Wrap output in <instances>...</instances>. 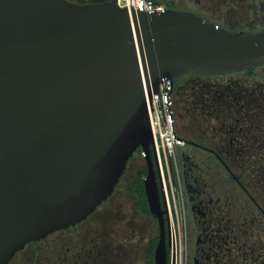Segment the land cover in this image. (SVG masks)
Instances as JSON below:
<instances>
[{
    "label": "water",
    "instance_id": "1",
    "mask_svg": "<svg viewBox=\"0 0 264 264\" xmlns=\"http://www.w3.org/2000/svg\"><path fill=\"white\" fill-rule=\"evenodd\" d=\"M262 63L264 24L235 30L185 9L129 12L116 0H0V264L84 219L138 147L159 226L154 264H166L146 96L163 78Z\"/></svg>",
    "mask_w": 264,
    "mask_h": 264
},
{
    "label": "flooded vegetation",
    "instance_id": "2",
    "mask_svg": "<svg viewBox=\"0 0 264 264\" xmlns=\"http://www.w3.org/2000/svg\"><path fill=\"white\" fill-rule=\"evenodd\" d=\"M189 1L194 6L184 0H161L164 8L190 10L235 30L264 24V0ZM222 106L226 113L213 116L208 127L216 146L180 135L186 147L181 171L184 196L186 192L197 226L192 264H264V200L250 193L217 157L233 140V152L244 151L247 132L243 130L241 98L228 93ZM257 135L251 134L254 139ZM129 163L112 193L84 219L28 241L6 264H154L158 221L124 192L136 173ZM121 232L122 244L118 242ZM164 239L166 264H179L177 237L168 222ZM183 245L182 264H189L186 208Z\"/></svg>",
    "mask_w": 264,
    "mask_h": 264
},
{
    "label": "trees",
    "instance_id": "3",
    "mask_svg": "<svg viewBox=\"0 0 264 264\" xmlns=\"http://www.w3.org/2000/svg\"><path fill=\"white\" fill-rule=\"evenodd\" d=\"M71 1L83 3L102 0ZM154 1L161 2V0ZM254 28L256 27H251ZM228 93L236 94L239 100L241 98L242 124L247 134L243 137V153L233 152L236 147L233 140L217 157L227 168L234 171L250 193L264 200V63L253 68L219 74L184 76L173 86L172 98L176 121L178 118L187 117V124H183L186 128V136L216 146L213 139L215 135L211 134L208 127L213 116L226 113L222 103ZM252 133H258L256 139L251 136ZM140 149L138 147L128 158V163L134 160V155H138L140 160L138 170L124 186V192L138 208L148 213L143 186L146 165Z\"/></svg>",
    "mask_w": 264,
    "mask_h": 264
},
{
    "label": "built area",
    "instance_id": "4",
    "mask_svg": "<svg viewBox=\"0 0 264 264\" xmlns=\"http://www.w3.org/2000/svg\"><path fill=\"white\" fill-rule=\"evenodd\" d=\"M119 6L125 7L129 12L161 11L162 2L154 0H116ZM174 84L163 78L157 91H152L149 111L150 125L152 127L153 143L156 151L159 190L162 204L167 212L170 231L177 237L179 264H182L185 230V196L181 173L176 156V146L183 145V139L176 130V116L173 106ZM140 154L145 155L143 149Z\"/></svg>",
    "mask_w": 264,
    "mask_h": 264
},
{
    "label": "rangeland",
    "instance_id": "5",
    "mask_svg": "<svg viewBox=\"0 0 264 264\" xmlns=\"http://www.w3.org/2000/svg\"><path fill=\"white\" fill-rule=\"evenodd\" d=\"M184 1L188 5L189 4L193 5L192 2H190L189 0H184ZM187 122H188V118L183 117V118H178L176 123H175L177 132H179L183 136L186 135V128L184 127L183 124H187ZM175 150H176V156H177L179 170L181 173L182 168H183V154L182 153L184 150H186V147L182 146V145H178V146H176ZM204 157L210 158V155L206 154V155H204ZM139 160H140V158L137 155L136 159L130 161L129 165H131V167L129 169L130 170L132 169V171H134V170L137 171ZM129 169H128V172H126L124 174V176L127 177L129 175V172H130ZM185 201H186L185 202V208H186L187 233H188V254H189V258H190L189 264H192V257H193L194 248H195V238H196L197 226H196L195 218L193 215V211L191 209L190 201L188 200L186 192H185ZM123 240H124V235L121 232L118 235V242L120 244H122Z\"/></svg>",
    "mask_w": 264,
    "mask_h": 264
},
{
    "label": "bare ground",
    "instance_id": "6",
    "mask_svg": "<svg viewBox=\"0 0 264 264\" xmlns=\"http://www.w3.org/2000/svg\"><path fill=\"white\" fill-rule=\"evenodd\" d=\"M147 94V93H146ZM150 101H151V96L148 98L147 96H146V103H147V107L149 108L150 107ZM150 128H151V133H152V127H151V125H150ZM153 134V133H152Z\"/></svg>",
    "mask_w": 264,
    "mask_h": 264
}]
</instances>
